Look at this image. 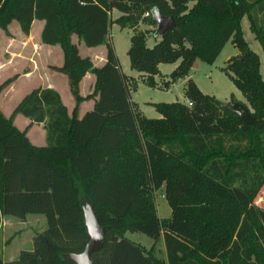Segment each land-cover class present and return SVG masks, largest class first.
<instances>
[{
	"label": "trees",
	"instance_id": "16d2710c",
	"mask_svg": "<svg viewBox=\"0 0 264 264\" xmlns=\"http://www.w3.org/2000/svg\"><path fill=\"white\" fill-rule=\"evenodd\" d=\"M154 9L172 16L176 27L149 47V30L139 26H157ZM245 16L264 51V0H0V29L7 34L13 21L26 35L35 20L44 21L42 43L60 46L64 57L51 68L67 76L75 101L70 113L57 90L39 87L9 117L0 109V221L42 214L47 222L31 249L0 264H77L67 255L81 254L90 240L86 204L104 228L94 264H264V208L256 204L264 187V80L260 57L242 33ZM114 24L133 30L130 68L150 87L160 65L178 63L168 88L196 60L212 64L231 40L239 54L225 72L255 122L245 124L192 79L185 89L190 104L152 103L160 117H146L131 99L135 80L122 72L109 41ZM74 35L89 48L105 45L104 64L82 56ZM87 73L95 83L83 96ZM89 100L92 109L80 117ZM17 115L30 124L17 127ZM42 123L47 143L38 146L28 131ZM162 187L169 218L158 214L155 194ZM128 232L154 243L146 248ZM160 240L164 257L156 254Z\"/></svg>",
	"mask_w": 264,
	"mask_h": 264
},
{
	"label": "rangeland",
	"instance_id": "374dc122",
	"mask_svg": "<svg viewBox=\"0 0 264 264\" xmlns=\"http://www.w3.org/2000/svg\"><path fill=\"white\" fill-rule=\"evenodd\" d=\"M39 24L40 22H37L33 28L34 35H36L39 30ZM241 27L243 36L248 42L249 47L260 57V73L264 80V51L250 27L248 16L242 19ZM153 28L156 27H151L146 24H141L139 26L140 30H149V47H152L156 43L157 37H153V32L151 31ZM8 30L9 34L0 29V85L5 80L15 75H17V78L0 92V109L7 117L12 114L18 101L24 93L27 92L25 86L28 79L22 75L28 69L27 58L29 55H32L31 49L35 50L34 54L38 55L41 53L37 52L39 49L38 47L33 46L35 43H39L38 40L34 41L35 39L33 36L27 41L26 37H29L30 34H24L18 22L13 21L9 25ZM132 34V29H121L117 24H114L110 30L109 41L115 49L121 69H123L126 74L133 75L137 79L134 78L133 80H135V82L131 81L130 83L132 88L131 99L136 103L138 111L142 112L146 117H160V114L156 111L152 103H172L179 101L189 104L185 98L186 84L189 79L195 81L202 92L213 95L222 101L224 106L241 102L250 108L244 95L236 88L230 76L225 72L231 59L239 54V50L231 40L225 45L220 55L212 64L203 62L199 59L196 60L186 78L180 79L166 88L164 83L170 79L169 74L175 69L178 63L162 64L160 67L161 73L156 77V87H150L143 81L142 77L138 75L139 73L137 71L130 68V60L127 52L130 47V38ZM75 39L77 41L79 40L77 37ZM51 48L52 47H48L47 49L54 50ZM96 52H99L98 49L94 50L87 46L81 47V54L83 56H95ZM50 61L58 63L59 57L56 60L50 59ZM97 66H101V63L97 62ZM30 84L31 83H28L27 87H30ZM67 91L69 90L63 87L61 94L65 100V104L71 107L74 98L71 94L68 95ZM21 119L24 120L22 115ZM23 120H14V123H17L20 128H24L25 124H23ZM40 130V128L36 129L35 133ZM155 200L159 216L162 218H169L171 216V207L166 199L164 187L156 191ZM256 203L264 208V187L258 194ZM11 220L12 223L5 227L3 229L4 231L0 233V240L6 238V242L8 241L3 247L0 246V258L4 261L17 258L21 250L31 249L33 247V235L44 231L47 227L46 218L42 214H30L26 221L13 217ZM126 236L128 239L146 247H150L154 243V240L144 233L128 232ZM156 251L157 256L164 257L162 240H160L159 245L157 244Z\"/></svg>",
	"mask_w": 264,
	"mask_h": 264
},
{
	"label": "crops",
	"instance_id": "0c3cea01",
	"mask_svg": "<svg viewBox=\"0 0 264 264\" xmlns=\"http://www.w3.org/2000/svg\"><path fill=\"white\" fill-rule=\"evenodd\" d=\"M251 1H260V0H251ZM119 15H120V13L118 11H116V10L112 11L113 18H117ZM37 22H40L39 30L36 33V35H34L33 34V28H34V26H35V24ZM43 26H44V21L35 20L33 25H32L31 31H30V36H29L30 38L26 37L27 41H29V39H31L33 36H34V39H35L34 41L38 40V42L40 44L39 43H35L33 46L38 47L40 49V51L38 49L37 52L38 53L41 52L42 54L41 53H39L38 55L34 54L35 50L31 49V54L32 55H29L28 58H27L28 69L22 75V76H25L28 79V82H26V86H25L27 88L26 89L27 92L24 93V95L21 97V99L18 101V103L25 97V95H27L33 89L39 88V87H42V88L50 87V88H53V89L57 90L60 93V95L62 97V100H63V102L65 104V100H64L61 92H62V88L65 87V88H67L69 90V91H67L68 95L71 94L68 78H67V76L65 74L60 73L58 71H55L54 69L51 68V66L60 67V66L63 65V62H64L63 52H62V49L60 48V46H58V45L52 46V45H46V44L42 43V41H41V33H42ZM76 37L77 36L74 35L72 37V41L74 43L78 44V47H79V50H80V54H81V47H83L85 45H84V43L80 42L79 40L77 41L75 39ZM157 40H158V38H156V41ZM48 47H52L51 49H54V50H49V49H47ZM91 49H94V50L98 49L99 52H96L95 56L85 55L84 57H86V56L90 57L92 59L93 63L96 66H97V62H100L101 65H103L105 60H106V52H107L106 46L105 45H100L98 47H94V48H91ZM58 57H59V62L58 63H54V62L50 61V59L56 60ZM160 67H161V65H160ZM122 72L124 74H126L123 71V69H122ZM126 75L129 76V77H132L133 79L135 78L133 75H128V74H126ZM138 75H140V74H138ZM28 83H31L30 87H27ZM94 83H95V76L93 74H91V73H87L85 75V77L82 79L81 83H80L81 94L83 96H86V95L90 94L92 92V90H93ZM132 101H133V99H132ZM65 105L68 107L67 104H65ZM93 105H94L93 100L84 101L83 103H81V105L79 107V116L82 117L87 111L91 110ZM74 106H75V101L73 99V104L71 105V107H68L70 113L72 112ZM22 117H24V116H22ZM16 120L20 121V120H23V119H21V115H18L15 118V121ZM23 121H24L23 124H25L24 128L26 126H28L30 124V122H31L30 119H28L26 117H24ZM15 125L17 127H19L17 125V123H15ZM24 128H20V129H24ZM39 128L41 130L39 132H37L38 133V135H37V133H35V130L39 129ZM42 132H43V135H42ZM28 137H29L30 141L33 144H35V145H38V146L46 145L47 138H46V130H45L44 124L43 123L42 124H33L30 127L29 131H28ZM27 218H28V216H27ZM27 218L24 221H26ZM11 219H12V217H2L1 218V221H0V224H1L0 225V233L4 231L3 229L5 227L9 226L12 223ZM36 234L37 233H35L33 235V238H34V236ZM6 243H8V241L6 242V238H2L0 240V246L3 247V245L6 244ZM159 243H160V241L158 242V245H159ZM162 244H163V249L165 251L164 243L162 242ZM150 247H146V248H150Z\"/></svg>",
	"mask_w": 264,
	"mask_h": 264
},
{
	"label": "water",
	"instance_id": "95a60500",
	"mask_svg": "<svg viewBox=\"0 0 264 264\" xmlns=\"http://www.w3.org/2000/svg\"><path fill=\"white\" fill-rule=\"evenodd\" d=\"M152 16L157 24L155 32L157 38L166 35L170 30L176 27L175 20L172 16L162 15L157 9L152 11ZM225 108L238 115L245 124L251 125L255 122V118L249 112L248 107L241 102L225 105ZM85 221L90 240L84 252L81 254H68L67 258L75 261L77 264H94L91 255L93 252L103 247L104 228L99 224L90 204H86L85 206Z\"/></svg>",
	"mask_w": 264,
	"mask_h": 264
},
{
	"label": "built area",
	"instance_id": "2783aa9c",
	"mask_svg": "<svg viewBox=\"0 0 264 264\" xmlns=\"http://www.w3.org/2000/svg\"><path fill=\"white\" fill-rule=\"evenodd\" d=\"M190 104V103H189Z\"/></svg>",
	"mask_w": 264,
	"mask_h": 264
}]
</instances>
